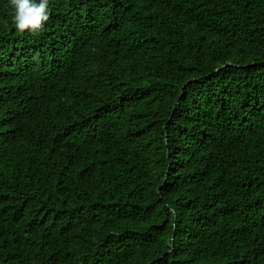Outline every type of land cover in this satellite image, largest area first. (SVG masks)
Segmentation results:
<instances>
[{
  "label": "trees",
  "instance_id": "trees-1",
  "mask_svg": "<svg viewBox=\"0 0 264 264\" xmlns=\"http://www.w3.org/2000/svg\"><path fill=\"white\" fill-rule=\"evenodd\" d=\"M0 0V264H264V0Z\"/></svg>",
  "mask_w": 264,
  "mask_h": 264
},
{
  "label": "clouds",
  "instance_id": "clouds-1",
  "mask_svg": "<svg viewBox=\"0 0 264 264\" xmlns=\"http://www.w3.org/2000/svg\"><path fill=\"white\" fill-rule=\"evenodd\" d=\"M12 10V23L16 29L35 33L49 19V0H8Z\"/></svg>",
  "mask_w": 264,
  "mask_h": 264
}]
</instances>
